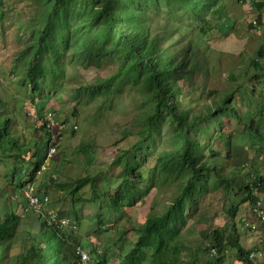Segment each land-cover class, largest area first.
<instances>
[{
  "label": "rangeland",
  "instance_id": "obj_1",
  "mask_svg": "<svg viewBox=\"0 0 264 264\" xmlns=\"http://www.w3.org/2000/svg\"><path fill=\"white\" fill-rule=\"evenodd\" d=\"M173 1L150 0L145 4L146 22L141 17L139 27L149 40L154 36L157 45H160L161 39L164 40V45L168 44L172 35L166 28L171 24L176 28L188 26L197 30L205 24L204 22L205 25L214 27L219 21L220 24L228 20L234 26L233 32L228 35L221 36L217 31L211 33L210 45L213 49L207 62L201 60L202 71L198 73L194 69L191 80L188 77L178 80V85L183 88L182 98L189 99L190 104L197 107L209 100L208 92L211 90L226 94L231 90L237 92L236 90L242 89L243 84L251 88L254 82H250V78L255 73L264 74V57L260 59L262 71H256L251 64L263 44L261 38L264 36L263 22L259 24L256 19L264 7L259 8L254 4L256 2L264 4V0H255L252 10L247 3L243 4L240 0H220L217 4V13L215 11L205 13L206 11L202 9L192 11L188 9L187 3ZM85 11L80 5H71L66 13V19H71L70 23L68 22V25H62L65 21L61 24L56 23L54 40L47 39L48 46L42 49L40 55L42 67L46 69L47 66H54L55 76L53 81L49 82L50 76L44 70L48 75L43 81L48 83L42 85L41 92L37 95L28 82L21 52L32 42L34 30L44 27V21H41L45 17L42 0H0V95L9 104L6 113L14 116L13 133L25 143L33 137L42 136L39 130L41 123L38 122L33 99L39 101L38 98H42V102L46 100V113H53L56 123L59 126H66L61 139L57 141L59 144L57 156L50 158L47 170L39 176L36 184L38 189L41 185L46 196V205L41 215L45 218L48 215L51 219L61 209H68L74 204L84 223L76 225V219L70 216L65 228L68 230L72 228L73 238L76 235H85L102 254L109 247L110 254L113 255L110 264H120L122 256L137 240V234L132 229L133 224L144 223L153 210L158 214L163 213L177 191L179 179L175 175L167 176L163 169L159 168L158 160L170 150L172 142V134L168 131L170 124L166 118L161 119L159 135L153 136L154 139L147 144L150 148L138 147L136 150L142 151V153L139 151L137 158L138 170L142 175L140 178L124 182L122 164L112 166L117 156L137 143L140 129L138 118L142 112L152 107V95L142 80L134 81L130 74L123 78L119 77L118 81L113 83L110 92L105 91L106 89L100 85L87 88L91 83L105 80L115 73L125 74L129 68L123 53L124 45H119L114 40L115 38L108 32L109 26L108 30L105 27H97L100 26L97 20L84 23V18L76 19L81 12L88 14L90 8ZM97 12L95 11L96 14ZM194 12H199L201 18L196 17ZM220 14L221 18L218 21ZM253 19H256L257 25L253 24ZM74 24L77 28H81L82 25L87 27L82 31L84 42L81 51H78L77 39L70 37ZM162 28L165 32L161 30ZM243 40H247V53L243 56L233 54L232 52L238 50L237 44ZM255 85L257 92L264 97L262 91L264 77L260 78L259 75ZM233 103L239 116L248 110L256 109V104L251 103L250 99L243 100L238 95H235ZM259 103L261 106L264 105V98L260 99ZM260 110L264 111V107ZM255 111L257 113V110ZM56 129L54 133L57 132ZM247 133L237 115L233 114L222 117L220 125H213L211 130V135L219 136L215 149L220 148V157L224 159L226 157L227 149L223 140L229 136L232 158L242 151L245 161L248 162L243 173L257 171L264 175V158L258 157L263 146L259 149L258 145L255 147L246 145ZM225 166V171L232 170V160H226ZM47 171H51L52 178L48 176ZM4 173L5 170L0 167L1 188L7 186L3 179ZM54 173L57 174L55 182ZM87 174L96 177L100 192L103 194L99 200L93 199L89 186L75 195H70V186L60 187ZM122 185L131 188L130 191H135L139 199L127 213L124 208L120 213H116L113 212L106 191ZM211 185L212 187L197 197L200 199L195 212L187 213L190 217L182 227L178 241L188 248L184 251L186 259L216 264L217 257H210L208 252H205V248L211 245L208 238L211 239L215 230L229 235L233 227L238 228L237 218L234 220L229 210L233 202L237 204L243 197L240 196L236 201L234 193L225 194L223 188L215 182ZM21 191V196L17 195V198H22L23 190ZM232 199L235 201L232 202ZM16 200L19 199H15V202ZM244 206L243 208L247 209L252 205L247 203L246 207ZM95 214L104 218L101 225L103 232L89 230V224L92 222L90 218ZM233 256L235 251L229 250L227 254L225 253L222 264H231Z\"/></svg>",
  "mask_w": 264,
  "mask_h": 264
},
{
  "label": "trees",
  "instance_id": "obj_2",
  "mask_svg": "<svg viewBox=\"0 0 264 264\" xmlns=\"http://www.w3.org/2000/svg\"><path fill=\"white\" fill-rule=\"evenodd\" d=\"M148 1L150 0H42L45 17L41 21H44V27L34 30L32 42L21 52V56L24 59L28 82L38 95L46 82L43 81L46 75L50 76L49 82L53 81L55 76L54 66H47L46 69L42 67V57H40L42 49L48 46L47 39L54 40L56 23L61 24L65 21L62 25H68L71 19H66V13L71 5H80L84 11L90 8L88 14H85L86 11L81 12L76 19L84 18V23L97 20L100 25L97 27H105L108 30L110 28L108 32L115 38L114 40L119 45H124L123 53L128 61L129 70L125 74L115 73L105 80L91 83L87 88L100 85L106 89L105 91L110 92L113 83H116L119 77L123 78L126 74H130L134 77V81L142 80L145 83L151 92L153 103L152 107L142 112L138 118L140 129L137 143L117 156L112 166L122 164L124 182L128 179L140 178L142 175L138 170L137 158L139 151L141 153L142 151L136 150L142 147L150 148L147 144L151 143L153 136L159 135L161 119L166 118L170 124L168 131L172 134V142L170 150L159 158V168L163 169L167 176L175 175L179 179L177 191L163 213L158 214L153 210L144 223L133 224L132 229L137 234V240L122 256L120 264H210L186 259L184 251L188 248L178 241L182 227L186 225L190 217L187 213H194L195 208L198 207L200 198L197 197L212 187V182L219 184L225 194L234 193L235 200L242 196L241 201L236 200L237 204H234L235 200L232 199L233 205L229 213L235 220L241 204L248 202L254 206L260 199L259 195L264 194V175L257 171L243 173L248 162L245 161L242 151L235 157L233 155L232 158L229 136L223 140L227 149L226 157L225 159L220 157V148L215 149L219 136L211 135L212 126L220 125L221 118L224 116L237 115L243 129L248 132L246 145H252L251 147L258 145L259 149L263 146L259 150L261 155L258 157L264 158V111L260 110L264 106L259 105L253 111L248 110L244 115H238L233 100L235 95L243 100L249 99V88L245 84L242 89L240 88L241 90L238 89L237 92L231 90L226 94L211 90L208 92L209 100L197 107L190 104L189 99H183V88L178 85V80L184 77L191 80L194 69L198 73L202 71L201 60L207 62L213 49L210 45L213 31H217L221 36L228 35L233 32L234 26L228 20L219 24L221 14L219 22L214 27L205 25L206 22H204L205 24L199 29L193 30L188 26L176 28L171 24L166 28L172 35L168 44L164 45V40L161 39L160 45H157L155 37L151 36L149 40L146 33H143L142 28L139 27L141 17L146 22L144 10ZM174 1L187 3L188 9L192 11L202 9L206 11L205 13L209 11L217 13V4L220 0ZM254 5L260 8L264 4L256 2ZM95 11H98L97 14ZM194 13L196 17L201 18L199 12ZM256 19L260 24L261 13ZM72 27L70 37L77 39V48L81 51L84 42L82 31L87 27L82 25L81 28H77L76 24ZM154 29L156 30V27ZM161 30L165 32L164 28ZM263 57L264 42L256 58H253L251 62L258 72L263 70L260 63ZM44 70L48 74H45ZM259 75L260 78L264 77V74L255 73L250 78V82H254L250 97L256 93L255 81H258ZM38 99L40 100L33 99V105L36 107L38 122L41 123L39 130L42 136L33 137L25 143L13 133L14 116L6 113L9 104L0 95V167L5 170L3 179L7 182L6 187H0V264H110L113 255L110 254L109 247L102 254L85 235H76L73 238L72 228L68 230L61 227L60 223L51 220L50 216L46 215L45 218L41 215L46 205V196L41 185L38 189L36 184L39 176L47 170V167L44 170L42 167L46 163L52 137L61 136H58L57 129L55 134V129L46 127L47 102L46 100L42 102V98ZM56 153L52 159L55 155L57 156ZM226 160H232V170L225 171ZM47 174L52 178L51 171H47ZM56 178L57 174L54 173V182ZM29 185H33L34 191L40 197L42 207L39 210L34 209L24 194ZM63 186H70V195H75L89 186L94 200H99L103 196L95 175L87 174L60 187ZM21 190H23V196L17 198V195L21 196ZM130 190L131 188L122 185L106 191L113 212L120 213L124 208L127 213L134 207L139 196L135 191ZM15 199L19 200L15 202ZM70 216H74L76 225L84 223L74 204H71L68 209H61L55 217L57 221H61L69 219ZM90 221L92 222L89 224V230L103 232L101 228L104 222L103 216L95 214ZM122 238L123 236L120 239ZM208 239L211 245L205 248V252H208L210 257H217L216 264L223 263L225 253L229 250L236 252L235 260L242 264H254L249 258L250 251L248 252L240 245L236 226L229 235L215 230L211 239ZM79 249L88 254V261L82 259L78 253Z\"/></svg>",
  "mask_w": 264,
  "mask_h": 264
},
{
  "label": "crops",
  "instance_id": "obj_3",
  "mask_svg": "<svg viewBox=\"0 0 264 264\" xmlns=\"http://www.w3.org/2000/svg\"><path fill=\"white\" fill-rule=\"evenodd\" d=\"M263 7H264V5L261 8H263ZM260 13L262 16L261 21L263 22V25H262V28H263V26H264V8L262 10H260ZM253 20H256V19H253ZM261 39L264 42V36ZM237 45H238L237 46L238 50L235 52H232V53L237 54L238 56L245 55V53H247L246 52L247 40H243L240 44L238 43ZM260 63H261V66L263 67L261 61H260ZM247 65H249L248 62H247ZM252 90H253L252 87L249 88L248 94H251ZM262 91H264V89ZM248 98L250 99V102L256 104V107H257L259 105L261 106V103H259V100L260 99L262 100L264 97L259 92H257V90H256L255 95L252 97H250V95H249ZM249 99H248V101H249ZM262 106H264V105H262ZM260 200H261L262 206L264 208V194H260ZM247 203H243L239 206V211H240V209H242L241 214H239V216L237 214L238 217L236 216V218H237L236 225H238V228L236 227V229H237V233H238L239 238H240L239 242H240V245L245 250H247L248 252L249 251L254 252L256 250L261 251V256L260 257L258 256V258L255 261L253 260V263L254 264H264V220L259 219L253 213V210H252L253 206H249V208H247V209L243 208L244 205H245L244 207H246ZM248 204H250V203H248ZM239 211H238V213H239ZM246 224L249 225L248 228H246ZM241 227H243V228H241ZM248 230H249V232H248ZM228 252L229 251H227L226 254ZM235 256H236V252H235ZM235 256H233V260H232L231 264H242L241 262L235 260Z\"/></svg>",
  "mask_w": 264,
  "mask_h": 264
},
{
  "label": "built area",
  "instance_id": "obj_4",
  "mask_svg": "<svg viewBox=\"0 0 264 264\" xmlns=\"http://www.w3.org/2000/svg\"><path fill=\"white\" fill-rule=\"evenodd\" d=\"M255 0H240L241 3L245 4L247 3V5L250 7L249 9L252 10V6ZM253 24L257 25L256 20H253ZM45 120L47 122L46 127L50 128V129H55L57 128L58 130V136H61V133L63 131H65L66 126L65 125H61L59 126L56 123V119L53 115V113L48 112L45 116ZM58 139H61V137L57 138V136H53L52 137V144L50 145L49 151H48V156H47V160L45 165L42 167V170H44L47 167V162L49 161V159L56 153V150L59 146V144L57 143ZM26 198H28L30 204L34 207V209L39 210L42 207V202L40 200L39 195L34 191V187L33 185H29L24 192ZM260 197V195H259ZM253 213L261 220H264V208L262 206V202L259 199V201L256 203V205L253 206ZM51 219L55 222V223H60L61 227H66V225H68V220L67 219H63L61 221H57L55 216H52ZM249 225L246 224V228H248ZM253 228V227H252ZM213 253H215L214 250H212ZM78 253L81 255L82 259L84 261H87L89 256L88 254L83 251V250H78ZM258 256H261V251L256 250V251H252L250 252L249 258L253 261H255Z\"/></svg>",
  "mask_w": 264,
  "mask_h": 264
},
{
  "label": "bare ground",
  "instance_id": "obj_5",
  "mask_svg": "<svg viewBox=\"0 0 264 264\" xmlns=\"http://www.w3.org/2000/svg\"><path fill=\"white\" fill-rule=\"evenodd\" d=\"M53 133V132H52ZM55 134H56V132H55Z\"/></svg>",
  "mask_w": 264,
  "mask_h": 264
}]
</instances>
